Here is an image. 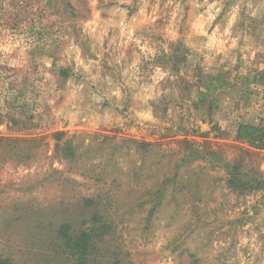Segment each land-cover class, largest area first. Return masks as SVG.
Segmentation results:
<instances>
[{
    "label": "rangeland",
    "instance_id": "1",
    "mask_svg": "<svg viewBox=\"0 0 264 264\" xmlns=\"http://www.w3.org/2000/svg\"><path fill=\"white\" fill-rule=\"evenodd\" d=\"M242 122L264 128V0H0V254L77 264L69 221L101 226L86 264H264Z\"/></svg>",
    "mask_w": 264,
    "mask_h": 264
},
{
    "label": "trees",
    "instance_id": "2",
    "mask_svg": "<svg viewBox=\"0 0 264 264\" xmlns=\"http://www.w3.org/2000/svg\"><path fill=\"white\" fill-rule=\"evenodd\" d=\"M68 6H71L70 3H67ZM220 83H213L211 86L207 85V89L211 92L209 93H199L200 101L206 103L205 114L209 116L210 111L214 105L215 98L213 93L215 90L221 88ZM207 90V91H208ZM211 128L215 129L214 126ZM62 132H55L54 138L59 139ZM236 139L247 143L250 147L254 149H264V128L260 126H255L248 123H240L236 131ZM64 151V156H71L73 154L72 147L68 142H64L61 147ZM228 181L233 182L238 185L249 184L252 178L249 176L248 172H242L239 170V165L232 164L228 166ZM257 179H253L256 181ZM260 182V181H257ZM263 182H260L262 184ZM242 189V188H240ZM244 190V189H242ZM79 199L76 201L75 206L79 210L81 216H86L87 213H93L94 220L96 221V216L99 220L102 218L103 211L102 207L98 202H95L92 198H86L84 195H78ZM101 215V216H100ZM68 218V217H67ZM87 226L79 231L73 230L72 225L69 221L61 223L59 228L56 230V239L58 243L60 242V247H64L70 252L72 256H75L77 264H86L88 256L94 252L95 243L94 237L99 234V229L101 226ZM0 264H16L11 258L3 256L0 254ZM114 264H118V261H115Z\"/></svg>",
    "mask_w": 264,
    "mask_h": 264
}]
</instances>
